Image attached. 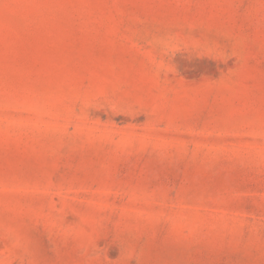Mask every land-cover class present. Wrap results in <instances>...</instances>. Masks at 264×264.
<instances>
[{
    "label": "rangeland",
    "instance_id": "obj_1",
    "mask_svg": "<svg viewBox=\"0 0 264 264\" xmlns=\"http://www.w3.org/2000/svg\"><path fill=\"white\" fill-rule=\"evenodd\" d=\"M0 264H264V0H0Z\"/></svg>",
    "mask_w": 264,
    "mask_h": 264
}]
</instances>
